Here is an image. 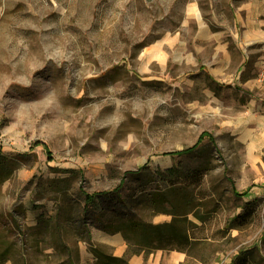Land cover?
Here are the masks:
<instances>
[{
    "label": "rangeland",
    "instance_id": "obj_1",
    "mask_svg": "<svg viewBox=\"0 0 264 264\" xmlns=\"http://www.w3.org/2000/svg\"><path fill=\"white\" fill-rule=\"evenodd\" d=\"M229 25L231 0H0V264H86L98 221L171 219L149 193L202 218L142 264H264V85L228 80Z\"/></svg>",
    "mask_w": 264,
    "mask_h": 264
},
{
    "label": "trees",
    "instance_id": "obj_2",
    "mask_svg": "<svg viewBox=\"0 0 264 264\" xmlns=\"http://www.w3.org/2000/svg\"><path fill=\"white\" fill-rule=\"evenodd\" d=\"M204 135L205 132H202L197 141L189 147L183 148L182 150L167 152L165 154L181 155L190 153L198 146ZM78 172L81 173V170ZM125 173L132 174V171H126ZM123 184L124 179L121 178L119 183L112 189L88 192L84 190L81 185H79L78 188L79 192L83 195L86 208L87 206L94 205L103 199L113 196V194H115L117 198H120V190ZM233 193L236 194V192ZM190 198L189 195L188 197L184 196L182 201H172L171 204L174 209L166 210L163 204L169 202L168 195L165 193L145 194V200L147 203L152 204L155 209L163 207L161 209L162 212L171 215L169 221L153 223L140 217L136 218L134 214L129 213L128 210L124 213L121 212L122 214L114 215L106 222L98 221L100 222L99 228L105 232L109 234L120 233L126 241L127 249L124 255L115 256L110 251H107V249L100 243L92 242L90 232L86 231V241L89 246L90 254L93 257L92 264H128V256L131 254H138L141 251L144 252V255L157 249L186 251L192 241L189 224H193L187 219V215L192 212L194 217L199 219L202 218L201 215L194 212L192 208L184 209V211H177L176 208H178V206L187 207L192 204ZM118 202L126 205V201L118 200ZM55 230H59L58 224L55 225ZM58 237L61 238L60 234ZM56 248L64 257H62L63 259L57 264H78L66 241L63 240L59 246H56ZM23 264L27 263L24 261Z\"/></svg>",
    "mask_w": 264,
    "mask_h": 264
},
{
    "label": "crops",
    "instance_id": "obj_3",
    "mask_svg": "<svg viewBox=\"0 0 264 264\" xmlns=\"http://www.w3.org/2000/svg\"><path fill=\"white\" fill-rule=\"evenodd\" d=\"M231 5L234 28L232 25L228 26V37L231 38L228 42V80L235 77L234 83L262 88L263 85L257 81L256 77L259 58L264 53V0H231ZM261 94L264 95V92ZM107 236L106 243L113 245L110 252L115 256L124 255L127 244L122 235L113 233ZM114 241L116 244H113ZM95 242L102 243L98 240ZM180 254L181 257H179ZM143 256H145L143 251L129 255L128 264H142ZM172 257L179 261L183 258V254L176 252ZM92 260L93 257L90 254L84 262L92 264Z\"/></svg>",
    "mask_w": 264,
    "mask_h": 264
},
{
    "label": "built area",
    "instance_id": "obj_4",
    "mask_svg": "<svg viewBox=\"0 0 264 264\" xmlns=\"http://www.w3.org/2000/svg\"><path fill=\"white\" fill-rule=\"evenodd\" d=\"M257 81L264 85V53L259 58L258 72H257Z\"/></svg>",
    "mask_w": 264,
    "mask_h": 264
},
{
    "label": "bare ground",
    "instance_id": "obj_5",
    "mask_svg": "<svg viewBox=\"0 0 264 264\" xmlns=\"http://www.w3.org/2000/svg\"><path fill=\"white\" fill-rule=\"evenodd\" d=\"M198 17H199V14H198ZM155 47H156V46H154V47H152V48H146L145 53L147 54L148 60H149L151 57H153V56H155V57L158 58L159 60H162V57H161L159 51H158V50H154ZM179 257H181V254L179 255Z\"/></svg>",
    "mask_w": 264,
    "mask_h": 264
}]
</instances>
